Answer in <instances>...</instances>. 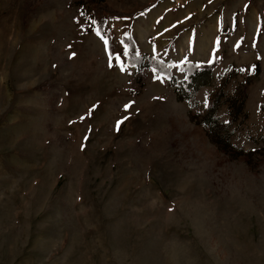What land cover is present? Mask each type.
I'll return each instance as SVG.
<instances>
[{
    "label": "rangeland",
    "instance_id": "obj_1",
    "mask_svg": "<svg viewBox=\"0 0 264 264\" xmlns=\"http://www.w3.org/2000/svg\"><path fill=\"white\" fill-rule=\"evenodd\" d=\"M0 264H264V0H0Z\"/></svg>",
    "mask_w": 264,
    "mask_h": 264
},
{
    "label": "trees",
    "instance_id": "obj_2",
    "mask_svg": "<svg viewBox=\"0 0 264 264\" xmlns=\"http://www.w3.org/2000/svg\"><path fill=\"white\" fill-rule=\"evenodd\" d=\"M108 44V43H107ZM130 61L137 65L141 63L142 58H139L138 56L135 55V48L134 46L130 47V54H129ZM149 63H153L156 70H158L161 73H164L170 84L175 83V77L171 74L168 73L167 70V65L169 64L168 62H163L159 61L156 59H148ZM212 62L209 63V65L206 66H200L192 63H188L186 67L183 68V77L182 80L179 82L177 86V98L178 99H184L186 97H190L191 95L195 94L197 90L201 86H206L209 85L211 82V69L210 65ZM215 104L216 101L211 103L208 108L205 110V114L202 117V122L207 128V132L209 134L211 133H217L219 134V124L217 122V119H215L214 110H215ZM243 107V101H240L236 109L238 111L242 110ZM231 110L233 106L230 107ZM228 122V121H227Z\"/></svg>",
    "mask_w": 264,
    "mask_h": 264
},
{
    "label": "snow or ice",
    "instance_id": "obj_3",
    "mask_svg": "<svg viewBox=\"0 0 264 264\" xmlns=\"http://www.w3.org/2000/svg\"><path fill=\"white\" fill-rule=\"evenodd\" d=\"M97 35H99V32H97ZM105 44L107 45V41H105Z\"/></svg>",
    "mask_w": 264,
    "mask_h": 264
}]
</instances>
